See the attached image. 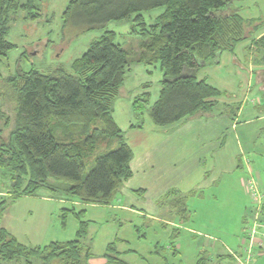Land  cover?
I'll return each instance as SVG.
<instances>
[{"label":"trees","instance_id":"1","mask_svg":"<svg viewBox=\"0 0 264 264\" xmlns=\"http://www.w3.org/2000/svg\"><path fill=\"white\" fill-rule=\"evenodd\" d=\"M234 2L71 0L63 18L66 24L74 23L85 31L135 15L132 33L151 38L143 44L137 62L159 63L163 72L159 99L150 106V93H143L134 101L135 112L138 115L148 108L152 121L166 126L184 118L210 116L219 110L214 98L225 92L206 80H198L197 73L221 52L233 51L237 43L246 39L245 21L234 11ZM38 7L37 0H0V56H7L16 47L7 37L17 15L24 12L25 19L37 20ZM156 7L165 10L147 24L143 12ZM116 38L114 30H106L69 68L61 66L53 73L19 71L4 80L7 86L2 90H8L6 94L13 91L15 113L8 140L0 141V166L14 171V186L27 179L26 186L16 194H35L49 186L52 178L64 183L69 194L84 203L106 205L132 176L133 150L113 118L115 100L123 95L132 67L128 51ZM254 51L264 61V36L255 43ZM237 109L232 110V115ZM0 113L6 114L1 108ZM5 124L10 125L8 115ZM1 132L0 129V135ZM182 198H178L176 212L188 219L189 211ZM5 202L1 200L0 215ZM71 214L79 222L76 237L45 246L25 245L0 227V264L21 259L33 264L36 258L41 264H90L94 254L87 243L91 225L85 219L87 210H78L74 205L65 208L62 225H67ZM177 232L173 233V240ZM120 241L108 244L104 254L107 263L133 264L124 259L123 255L130 252L118 248ZM172 242L170 249L176 256L179 252ZM241 245L244 248L243 240ZM155 253L164 264H171L158 246ZM208 258L206 252H201L196 264H209Z\"/></svg>","mask_w":264,"mask_h":264},{"label":"crops","instance_id":"2","mask_svg":"<svg viewBox=\"0 0 264 264\" xmlns=\"http://www.w3.org/2000/svg\"><path fill=\"white\" fill-rule=\"evenodd\" d=\"M236 13L245 21L246 39L237 43L233 51L221 52L197 73L198 80H206L208 84L225 92V95L214 98L219 102V106H217L219 110L213 115L184 118L166 126L156 125L151 120L149 124L135 122L137 114L134 101L143 93L149 92L151 95L153 87L145 88V86L158 82L152 101L150 98V106H152L160 96L163 72L160 70L159 77L153 79L150 75L160 67L159 63L141 64L137 62L138 59L136 63L131 62V65L135 64V66L127 79H133L132 75H135L134 78H137V81H135V85L129 83L126 87L124 85L123 95L115 100L113 109V118L124 132L134 154L131 161L133 174L123 183L121 187L124 186V188L122 194L119 195H123L125 191L145 190L148 193L170 192V194L182 196L184 192L191 193L196 190L203 192L205 188L221 187L225 185L222 182V177L224 176L227 180L226 176H230L232 181L224 186L225 190L222 187V190L220 188L219 190L222 191L224 198L242 202L245 197L249 198L243 184L249 167L258 175L260 187L264 188V176L257 166L258 162L260 164L264 162V61L257 57L254 51L255 43L264 36V20L257 19L258 17L253 15L245 16L241 11H236ZM237 107L236 114L232 115V110ZM222 109L225 111L219 113ZM244 162L245 173L241 169L244 167ZM201 195L205 200L206 195L204 193ZM194 197L198 198L197 195ZM212 197L213 200L220 199L218 194ZM117 200L120 202L122 199L117 196ZM5 201L0 215V227L14 235L19 242L28 246H45L55 241H69L61 239L62 234L57 237L58 230L55 232L52 229L56 226L54 216L59 210L58 202L54 197L37 193L32 195L14 194ZM59 202L70 203L71 207L74 205L77 209L85 205H102L86 204L74 196L67 199L60 198ZM120 204L114 205V208L116 206V208L127 212L140 213V210L134 205ZM177 204L176 201L175 211L178 209ZM110 205L111 203L102 206L109 207ZM167 207L170 211L168 209V214L159 219H162L161 222L165 226H172L174 232L178 231L175 241L181 240L182 232L178 228L189 230L190 233L202 234L195 228L181 226L171 216L172 205L171 207L166 205L162 211H167ZM175 214L179 216L178 212ZM145 215V217L155 220L154 213H145ZM261 220L264 221V216ZM90 221L94 226L95 221ZM67 228L68 224L62 225L63 230L61 231ZM205 237L208 241L204 244L202 242L203 245L198 255L201 252L212 255L208 257L209 263L210 260H213V264L217 260L221 264L234 262L231 255L237 251L233 250L235 246L230 245L231 238H229L230 243L222 241V247L220 246L216 250L213 243L210 242L212 236L205 235ZM91 240L89 234L87 243L91 244ZM121 240V244L126 242L125 239ZM110 242L112 241H109L108 244ZM108 244L103 251L104 254ZM158 245H155L149 253L150 257H154L152 263L150 262L152 258L141 255L145 259V263L164 264L162 262L164 260L155 253ZM175 247L179 252V249L183 248V243L178 242ZM118 248L120 249V243ZM93 256L89 260L90 264H108L104 255ZM41 263L42 261L38 258L33 260V264ZM5 264L26 263L21 259L7 261Z\"/></svg>","mask_w":264,"mask_h":264},{"label":"rangeland","instance_id":"3","mask_svg":"<svg viewBox=\"0 0 264 264\" xmlns=\"http://www.w3.org/2000/svg\"><path fill=\"white\" fill-rule=\"evenodd\" d=\"M70 1L37 0L39 7L36 12L40 14L39 19H25V13L20 12L16 21L12 23L7 39L16 44V47L10 50L7 56H0V108L10 117V125H7L8 123L5 124L7 115L0 113V129L2 130L0 141L8 140L13 128L11 121L15 113L13 91L9 90L8 94H6L8 90H2L4 85H6L4 80L7 77L13 76L19 71L27 72L31 69H36L43 73H53L61 66L69 68L75 59L80 58L88 50L92 41L101 37L106 30H114L116 32V41L121 43L128 51V58L130 62L133 61L134 63L138 59L143 44L151 40L150 37H145L143 34L132 33L135 15L120 21H111L105 27L85 31L79 29L74 23L66 24L63 14ZM232 7L234 11H241L245 16L253 15L258 17L257 19L264 20V0H235ZM164 10L165 7H156L144 11L143 15L147 24L153 23ZM137 29H140V27H137ZM131 66L133 68L135 64ZM160 70L161 67L154 70L150 77L157 79L161 73ZM132 76L133 79H127L125 82V87L128 83L135 85L137 78H134L135 75ZM158 84V82H154L150 86H145V88L153 87L151 101L153 94H155V87L157 88ZM135 118L137 119L135 122L146 124H149L150 120L153 122L149 116L148 108H144L142 113ZM257 166L264 176V162L263 164L258 162ZM241 169L244 173L246 172L245 162L244 167H241ZM14 175V171L10 167L0 166V203L2 199H9L11 195L19 193L26 186L27 179H22V183L18 187L14 186ZM226 178L228 179L225 180L224 176L222 177V182L225 183V185L221 186L223 190H225L224 186L232 181L230 176H226ZM221 187L205 188L203 192H200V190L191 193L184 192L182 196L180 194L176 196L173 193L170 194V192L164 194H159L158 192L148 193L145 190L125 191L123 195H119L122 194L123 186L115 192L109 207L102 205L78 207V210L81 208L87 210L85 219L95 221V225L91 224L89 231L90 238H92L90 245L93 249V257L104 255L103 251L106 249L108 242L114 241L118 237L119 240H126L123 244L120 241V249L129 250L130 252L123 255L124 259L133 263L147 264L141 255L149 258L150 251L154 249L155 245L159 244L161 255L169 258L171 264H196L202 245L208 241L205 235H211L210 242L213 243L212 245L215 246L216 250L220 246L222 247V241L230 243L229 238L232 239L230 245L235 246L233 250L237 252H235L236 255L233 256L234 262L231 264H242L241 262L245 264H264V242L261 247L254 249L250 260L247 259V253L241 245L245 227H248V225L249 227L252 226L254 222V207L251 197H245L242 202L237 200L230 201L222 196ZM66 188L64 183L51 178L49 179V186L40 188L37 194L48 195L57 200L59 210L54 216L56 226L52 227V229L55 232L58 230L57 237L62 234L63 236H60L62 237L61 239L70 240L76 237L79 222L71 214L67 220L68 228L61 231L63 230L61 214L64 212V208L71 207V204H63L59 202V199L73 197ZM261 191L264 193V188L261 187ZM203 193L206 195L205 200L201 195ZM217 194L220 195V199L213 200L212 196ZM196 195L198 198L194 197ZM117 196L122 199L120 202H118ZM179 197H184L182 201L184 200V204L188 208V219H184L180 215H174L176 212L174 204ZM118 204L134 205L140 210V213L127 212L116 208V206L114 208V205ZM166 205L170 207L172 205L171 210L173 212H171V216L173 215L172 218L178 221L181 226L195 228L201 231L202 234L198 235V233H190L189 230L178 228L182 232L180 234L181 240H173L172 233L174 228L165 226L161 222L162 219H159L168 214V207L167 211H162ZM145 213H154L156 216L155 220L145 217ZM259 216L261 218L264 216V210ZM246 220H248L247 223ZM260 222L264 223L259 218L258 223ZM176 235L178 236L177 233H175ZM240 237L241 239L238 240ZM171 242L174 245L178 242L183 243V248L179 249L180 254L176 256L172 254L170 249ZM213 258L215 259V255ZM152 260H154V257L150 260L151 263ZM212 262L213 260H210L209 264H213ZM215 264L221 263L217 260Z\"/></svg>","mask_w":264,"mask_h":264},{"label":"built area","instance_id":"4","mask_svg":"<svg viewBox=\"0 0 264 264\" xmlns=\"http://www.w3.org/2000/svg\"><path fill=\"white\" fill-rule=\"evenodd\" d=\"M244 187L251 197L253 204V225L246 228V236L243 239L244 250L247 259H251L254 249L261 247L264 242V223H258L260 213L264 210V193L261 191L259 177L252 168L249 167L248 175L243 179ZM261 234V236H260ZM248 260V261H249Z\"/></svg>","mask_w":264,"mask_h":264}]
</instances>
